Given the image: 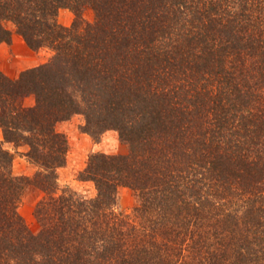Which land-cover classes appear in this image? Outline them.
<instances>
[{"label":"trees","instance_id":"trees-1","mask_svg":"<svg viewBox=\"0 0 264 264\" xmlns=\"http://www.w3.org/2000/svg\"><path fill=\"white\" fill-rule=\"evenodd\" d=\"M7 23L53 56L0 70V264H264V0H0V43ZM76 115L128 147L90 157L91 199L58 184L57 125ZM5 143L39 171L15 175ZM31 185L38 233L19 212ZM120 188L139 194L133 214Z\"/></svg>","mask_w":264,"mask_h":264},{"label":"rangeland","instance_id":"rangeland-1","mask_svg":"<svg viewBox=\"0 0 264 264\" xmlns=\"http://www.w3.org/2000/svg\"><path fill=\"white\" fill-rule=\"evenodd\" d=\"M84 17L87 22L92 23L95 19V14L93 11L88 10L85 12ZM75 19L76 15L70 9H62L58 17L59 23L66 27L72 26ZM11 24L7 23V27ZM43 50L47 54L48 62L53 56V51L48 48H43ZM33 103L34 99L32 97L25 101L27 106ZM64 122L68 123L67 129L61 127ZM64 122L58 123L57 130L66 135L69 151L67 154V164L58 169L59 187L61 191L70 189L85 198H94L97 196L95 184L92 181L79 180V174L87 167L90 157L95 153L126 154L128 147L121 141L119 133L115 130L103 133L98 139L83 132L82 127L85 125V118L82 115H76ZM5 148L15 155L13 165V173L15 175L33 177L39 171L40 167L32 163L26 156L30 150L29 146L15 147L12 143H5ZM44 197L45 193L42 190L31 185L26 188L19 205L20 214L34 233H38L41 228L35 216V209ZM139 204L140 196L136 191L129 188H120L116 205L117 212L133 214L134 209Z\"/></svg>","mask_w":264,"mask_h":264},{"label":"crops","instance_id":"crops-1","mask_svg":"<svg viewBox=\"0 0 264 264\" xmlns=\"http://www.w3.org/2000/svg\"><path fill=\"white\" fill-rule=\"evenodd\" d=\"M8 28L12 31V41L10 43H0V70L7 77L17 79L23 71L40 66L47 62L48 59L43 49L40 51L31 49L12 24ZM61 127L67 129L68 123L64 122ZM0 140H4V132L1 127Z\"/></svg>","mask_w":264,"mask_h":264}]
</instances>
